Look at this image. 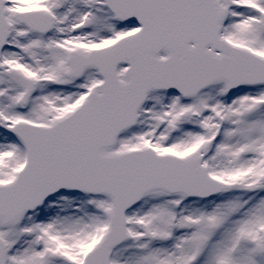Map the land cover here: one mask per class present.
<instances>
[{
  "label": "snow or ice",
  "instance_id": "obj_1",
  "mask_svg": "<svg viewBox=\"0 0 264 264\" xmlns=\"http://www.w3.org/2000/svg\"><path fill=\"white\" fill-rule=\"evenodd\" d=\"M0 264H264V0H0Z\"/></svg>",
  "mask_w": 264,
  "mask_h": 264
}]
</instances>
